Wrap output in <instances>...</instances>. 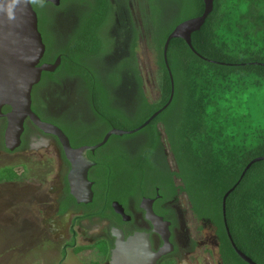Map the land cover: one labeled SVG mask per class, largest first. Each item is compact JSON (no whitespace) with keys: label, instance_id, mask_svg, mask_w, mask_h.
<instances>
[{"label":"flooded vegetation","instance_id":"flooded-vegetation-1","mask_svg":"<svg viewBox=\"0 0 264 264\" xmlns=\"http://www.w3.org/2000/svg\"><path fill=\"white\" fill-rule=\"evenodd\" d=\"M45 2L60 7L63 0L58 6ZM111 2L113 19L99 30L100 54L74 57L75 73L62 70L66 54L61 47L78 30L80 10L88 7L89 0L72 1L70 10H55L44 29L39 26L45 52L38 66L57 58L60 64L54 71H43L31 91V108L46 125L28 116L16 136L8 132L11 106L0 108V186L6 187L8 208L12 205V219H17L16 224L7 218L0 192V221L5 222L1 231L12 226L19 237L40 242L39 250L26 257L30 261L41 254L38 264H72L75 258L79 259L76 264H113L118 239L135 237L144 243V253L157 255L155 264H211L213 255L216 264H223L215 226L196 215L180 188L177 163L164 133L162 144L150 156L152 170L142 171L140 179L136 167L142 136L111 135L103 145L87 150L91 196L79 201L71 192L72 162L61 137L49 130L60 129L71 147L78 149L102 142L111 129L118 128L101 119L86 77L101 80V99L107 97L109 105L127 115L139 103L141 90L145 92L138 54L143 2ZM110 78L117 82L110 84Z\"/></svg>","mask_w":264,"mask_h":264},{"label":"trees","instance_id":"trees-1","mask_svg":"<svg viewBox=\"0 0 264 264\" xmlns=\"http://www.w3.org/2000/svg\"><path fill=\"white\" fill-rule=\"evenodd\" d=\"M31 2L43 29L52 12L63 5ZM142 2L143 30L150 35L156 53L160 95L151 100L141 90L136 111L127 115L109 105L107 97L101 99V80L86 77L101 119L110 127L136 128L168 102L172 84L163 54L165 41L179 23L203 14L205 9L203 0ZM112 12L111 0H89L88 7L80 10L78 30L61 47L66 54L62 70L75 73L74 57L100 54L99 30L113 19ZM192 45L197 53L182 38L169 43L174 96L167 108L132 134L142 136L136 174L140 179L142 171L150 173V156L162 144L164 133L177 163L180 188L187 193L196 215L215 226L223 264H249L230 242L222 201L247 164L264 157V0H214L204 24L192 34ZM115 82L110 78V84ZM226 219L237 247L256 263L264 264V160L254 162L228 195Z\"/></svg>","mask_w":264,"mask_h":264},{"label":"water","instance_id":"water-1","mask_svg":"<svg viewBox=\"0 0 264 264\" xmlns=\"http://www.w3.org/2000/svg\"><path fill=\"white\" fill-rule=\"evenodd\" d=\"M53 5L58 6L61 0H47ZM205 9L203 14L186 19L179 23L173 31L168 35L163 49L164 60L171 77V95L168 102L155 111L144 123L133 129H111L104 137L102 142L93 145L74 149L71 147L66 135L58 128L49 130L58 134L65 145L67 157L72 162V170L69 174L71 183V192L79 201H86L91 196V189L87 177L89 160L85 156L87 150H94L103 145L111 135L131 134L139 131L147 126L159 113H161L171 103L174 96V79L169 67L167 51L169 43L173 38H182L197 53L192 45V34L199 30L204 24L206 18L213 10L214 0H203ZM12 7L15 14V20L9 21L7 11ZM45 52V43L42 33L39 30V17L31 0H21V3L13 6L12 0H0V108L3 104L11 106V111L7 113L10 119L9 133L18 136L23 128V122L26 117H31L37 124L42 123L39 117L31 108L32 98L31 91L33 85L36 84L43 71H54L60 64V58L54 63H45L38 66ZM51 126V125H49ZM19 139V138H18ZM11 147V146H10ZM13 149V148H12ZM264 160V157H258L251 160L244 171L257 161ZM240 178V179H241ZM236 183V185L240 182ZM230 188L223 196L222 211L224 223L230 242L236 253L249 264H258L250 256L240 250L235 244L230 233L226 219V200L228 195L236 187ZM157 220V219H156ZM144 243L138 237L129 241H122L120 238L117 242V249L113 251V264H155L157 255L146 254L143 248ZM154 254V253H153Z\"/></svg>","mask_w":264,"mask_h":264},{"label":"rangeland","instance_id":"rangeland-1","mask_svg":"<svg viewBox=\"0 0 264 264\" xmlns=\"http://www.w3.org/2000/svg\"><path fill=\"white\" fill-rule=\"evenodd\" d=\"M72 1L73 0H63V5L59 10H70L72 8ZM52 13H55L54 11ZM138 54L140 57V65L142 69V75H143V84L145 88V92L149 99L156 100L159 98V87H158V81H159V67L156 63V53L152 47L151 43V37L149 34L146 33L145 30H143V36L140 42ZM128 138V136H125ZM3 185L0 186V192H3L2 200L4 204L1 207L5 208L4 213H8L6 216L7 218H10L11 221L17 222L16 217L12 219V205L11 208H8L9 203V194L4 192ZM184 200L186 202V197L184 196ZM11 212V213H10ZM10 221V222H11ZM1 224L0 221V264H38L40 261L43 260L41 254L37 256L31 257V260H26L27 255L30 254V251L32 250H39L38 245H40V242H37L36 240H33L29 237L25 236H18L17 234L13 233L15 230L12 229V226L6 228L4 231H1V229L5 228L4 223ZM17 224V223H16ZM211 226L208 225L207 231H211ZM18 233V232H16ZM42 246V245H40ZM52 253V252H50ZM41 256V257H40ZM19 257V258H18ZM40 257V258H39ZM75 261H71V263L76 264L78 262V258L74 259ZM85 261V258H82V261ZM217 256L213 255L210 258L211 264H216ZM80 263V262H79ZM203 264V263H202Z\"/></svg>","mask_w":264,"mask_h":264},{"label":"clouds","instance_id":"clouds-1","mask_svg":"<svg viewBox=\"0 0 264 264\" xmlns=\"http://www.w3.org/2000/svg\"><path fill=\"white\" fill-rule=\"evenodd\" d=\"M33 2H35V0H33ZM19 3H21V0H12L13 6L18 5ZM7 16H8L9 21H14L16 18L11 6L9 7L7 11Z\"/></svg>","mask_w":264,"mask_h":264}]
</instances>
